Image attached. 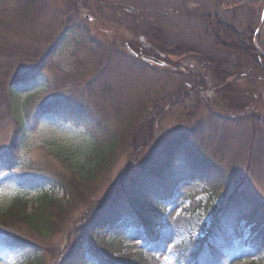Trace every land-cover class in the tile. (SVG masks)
<instances>
[{
	"label": "rangeland",
	"instance_id": "1",
	"mask_svg": "<svg viewBox=\"0 0 264 264\" xmlns=\"http://www.w3.org/2000/svg\"><path fill=\"white\" fill-rule=\"evenodd\" d=\"M220 6L212 0H39L28 8L24 0H0V65L10 69L8 80L25 74L14 84V104L16 115L29 116L25 141L13 149L11 166L7 168L0 159V212L19 197L28 199L30 209L42 192L56 200H69L78 194L61 221L64 231L56 230L47 242L50 250L63 245L69 224L87 215L88 208H97L112 195L120 179H129L133 172L127 171L132 163L127 149L120 147L110 168L89 193L75 190L77 170L91 162L96 147L93 133L101 136V127L104 133L120 132L124 119H136L132 109L154 100L163 107L157 121L152 112V118L137 129L136 153L153 155L183 131H193L185 135L182 148L168 162L146 176L145 186L161 190L137 187L136 197L144 203L148 202L146 196L162 200V207L154 204L151 213L162 228L160 237L146 242L143 228L120 220L83 238L86 257L78 264H183L190 243L205 235L214 211L234 188L239 186L264 204V126L252 124L248 112L225 106L220 91L225 84L216 85L208 75L210 57H204L216 54L225 58L206 31L204 14L214 9L221 18L244 29L248 24L254 26L258 12L251 15L255 11L249 14L248 10ZM77 8L83 11H75ZM135 10L144 13L146 23L167 33L170 48L191 44L201 52L168 53L164 58L168 66L157 67L125 49V56L113 54L104 66L103 47L117 41L118 49L124 50L127 28L134 25L131 11ZM263 33L264 23L257 26V34ZM100 44L103 46H97ZM201 75L210 86L204 92L198 83ZM229 81L239 92L249 90L257 95L259 101L253 102L252 109L262 117L263 75L246 67ZM186 89L193 93H185L179 100ZM67 104L81 106L83 115L64 106ZM208 105L225 117L229 128L219 125L211 132L217 122L209 121ZM252 125L259 129L249 130ZM13 127L9 116L0 119V156L13 142ZM206 162H212L207 170L212 180L202 174ZM173 186L171 197L164 198ZM245 237L225 252L219 264H254V260L263 259V248L248 247ZM104 253L113 260L103 258ZM15 260L0 252V264H16Z\"/></svg>",
	"mask_w": 264,
	"mask_h": 264
},
{
	"label": "trees",
	"instance_id": "2",
	"mask_svg": "<svg viewBox=\"0 0 264 264\" xmlns=\"http://www.w3.org/2000/svg\"><path fill=\"white\" fill-rule=\"evenodd\" d=\"M212 1L216 5H221L233 11L244 9L248 10L249 14L255 11L251 15L258 12L257 22L254 23V26L248 24L244 29L238 28L226 18H221V15L215 13L214 9L212 10L213 12L204 14L203 16H205L208 25L206 31L212 38L214 47L219 52L222 51L225 54V58L218 57L216 54L205 55L204 57H210L208 75L216 82V85L225 84L220 87L225 106L228 109H236L247 115L249 113L250 117H252V124L259 122L260 126H264L260 112L258 113L255 109H252L253 102L259 101L257 95L249 90L239 92L235 88L236 86L229 81L231 77L240 75L242 68L246 67L258 70L264 77V33L263 35L257 34V26L264 23V20H261L264 0ZM24 2L28 8H33L39 0H24ZM258 5H262L263 9H259ZM75 11L81 12L83 10L77 8ZM131 16L134 25H132L131 30L127 28L128 35L124 40V50L118 49L117 41H111L106 48L103 47L104 55H106L103 57L104 66L109 65L113 54H118V57L125 56L127 52L125 49H128V52L130 50L135 52L136 57L142 58L144 63L148 65L154 64L157 67H161V65L150 60H144L142 56L145 55L164 61L165 55L168 53L201 52L199 48L191 44H180L170 48L172 45L169 42L167 33L160 27L146 23L144 21V13L135 10L131 11ZM257 23L258 25L256 26ZM257 43L262 46V51ZM233 57L236 59L235 63L231 62ZM165 66L168 65L165 64ZM9 75L10 69L1 64L0 119H6L9 116L12 118L14 126L13 142L10 148L0 156L1 160H5L4 163L7 168L11 166L12 158L15 156L13 149L17 150L18 147L20 148L25 141L29 120V116L16 115L14 104L17 97V88L14 84L20 81V78L23 79L25 74L13 80H8ZM24 80L26 81V79ZM198 83L199 85L201 83L203 92L210 88L203 75L199 77ZM182 92L183 94L177 97L180 98L179 100L183 99L184 95L193 93L191 89H186ZM64 106L74 113L77 112V115L82 116L84 113L81 106L78 107L76 104ZM161 107H163L162 104L157 100L153 102L145 101L143 105L140 104L130 111V113L135 114L136 119L134 121H129V118L128 120L124 119L120 126V132L104 133V128L101 127V136L93 133L96 147L92 154L91 162L77 170L75 190L79 191L81 189V192H84L82 194L89 193L93 188L92 185L110 168L120 147L127 149L126 153L129 154L132 160L127 171L133 170V172L129 179L121 178L117 186L114 187L112 195L96 206L97 208H88L87 215L69 224L71 230L69 232V227L66 229L68 234L63 245H55L50 250L47 242L56 233V230L64 231L65 228L62 226L61 221L68 210L74 206L78 194H73L69 200H56L48 192H42L33 199L30 209H28V199L19 197L6 210L0 212V252L14 257L16 264H78L80 261L85 260L86 257V250L82 246L83 238L91 235L96 229H103L106 226L116 224L120 220L127 221L134 228H143L147 242L158 240L162 228L158 226L151 213L153 214L155 210L154 204L158 208L162 207V200L159 198L150 199V196H146L148 202L144 203L136 197L137 187L138 189L146 187L147 190L152 191L161 190L156 186H145L144 180L146 176L148 174L151 175V172L156 169L159 170L164 163L168 162L178 152V149L182 148V144L187 138L185 135H190L193 132L190 130L183 131L182 135L171 139L164 146L155 150L153 155L145 156L142 152L136 153L134 148L137 145V129L145 124L147 118H152V112L155 113L154 121L155 119L157 121ZM196 107L198 108V106ZM43 108V111H46V107ZM208 108L211 117L209 121L217 122V124L211 126V132L214 131L213 129H219V125L229 128V123L219 111H216L210 105H208ZM133 114L131 118H133ZM248 129L255 131L259 128H254V125H252ZM262 133L261 131L260 135ZM255 138L253 137V139ZM206 163H208V166L203 167L202 174L208 180H212L213 176L207 171L211 170L209 164L212 162ZM123 173L124 177L128 176L126 172ZM174 187L170 190L171 194L164 196V198L171 197ZM231 192L220 207L214 211L212 225L206 229L205 235L193 239L190 243V248L184 255L185 259L183 258V264H219L225 252L235 245L236 241L243 239L245 235V243L248 247L260 246L264 250L263 202L239 186ZM91 242L93 243L94 239ZM102 257L109 261L113 260L111 255L107 253H104ZM258 262L259 264H264V255L262 260L253 261L254 264Z\"/></svg>",
	"mask_w": 264,
	"mask_h": 264
},
{
	"label": "water",
	"instance_id": "3",
	"mask_svg": "<svg viewBox=\"0 0 264 264\" xmlns=\"http://www.w3.org/2000/svg\"><path fill=\"white\" fill-rule=\"evenodd\" d=\"M150 59H153V60H155L154 58H150ZM263 120H264V116H263Z\"/></svg>",
	"mask_w": 264,
	"mask_h": 264
}]
</instances>
